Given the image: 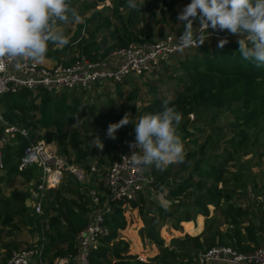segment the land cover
<instances>
[{
  "label": "trees",
  "instance_id": "16d2710c",
  "mask_svg": "<svg viewBox=\"0 0 264 264\" xmlns=\"http://www.w3.org/2000/svg\"><path fill=\"white\" fill-rule=\"evenodd\" d=\"M139 1L149 6L150 0H137V3ZM98 2L70 0V6L86 3L84 11L87 13L93 11ZM111 2L110 16L103 17L96 10L91 13L89 20L97 26L91 39L79 43L78 52L82 57L92 61L103 60L116 49L126 48L139 40L124 27L121 20L122 12L128 9L127 0ZM110 18L122 27L113 25ZM83 29V25L77 27L75 38L80 36ZM101 31L108 34L98 42L96 37ZM150 34L143 38V42H149ZM240 40L228 42L223 48L217 47L218 42L214 40L209 44L205 41L199 48L175 55L174 59L178 62L172 68L177 85L174 96L169 99L155 97L151 104L139 111V89L130 91L124 98L128 105L112 103L109 93L106 105L100 107L84 100L86 91H81L79 96L62 93L52 97L43 91L33 93L23 90L0 98V115L5 123L28 130L30 142L42 140L46 144H55L58 155L68 164L88 169L85 164L96 151V147L89 143L92 135H102L101 144L107 155L113 157L117 145L135 135L134 126L139 118L146 113L162 111V106L167 102L182 114L183 143L188 138L185 143L196 149L185 152L183 163H172L162 166L160 172H152L155 190L165 185L172 172L176 178L175 186L167 191L168 207L164 208L158 202L147 203L140 195V204L136 200L129 203L131 209H138L146 217L145 235L158 250L155 264H193L197 252L216 245L249 253L264 246V205L254 206L256 213L253 217L248 209L234 201L233 191L236 193L239 187L231 185L226 174L228 167L235 166L242 153L258 143L261 140L259 137L264 135V65L256 66L241 58ZM71 45L69 42L59 49L51 43L45 60L52 65L59 64L60 55ZM170 63L167 62L166 66H172ZM113 91L119 95L120 85H116ZM126 114L131 123L118 129L115 139L109 138L106 134L108 125L117 123ZM224 114L231 122L221 128L216 127V135L208 134L200 143L203 128L209 130ZM190 116L194 117L193 121H190ZM82 119L85 124L81 128L84 129L68 130L71 124ZM187 126L191 128V134ZM27 142L18 137L13 145L5 147V173L1 179L6 184L4 186L10 187V176L20 177L33 186L38 183L35 167L21 172L17 168ZM114 161L113 158L112 163ZM66 176L73 185L66 184L63 179L57 188L48 190L42 204V215H36V222L39 220L40 230L44 231L42 261L46 264H53L57 258L76 253V235L86 226L91 214L89 191L103 193L101 185L95 181L81 184L73 176ZM235 181L239 182L237 178ZM2 189L0 183V226L18 229V225H13V220L19 217L21 222H26L29 194L13 190L9 197H3ZM146 203L148 207L145 209ZM123 204H112V213L107 214L105 220L109 235L90 252L89 264H142L128 254V245L118 240V232L125 228ZM209 207L222 214L223 225L226 226L224 231L214 228V217L210 216ZM197 216L204 219L205 238L185 235L182 239L173 240L171 247L165 246L158 233L161 225L170 223V228L177 231L181 224L186 232H191L193 226L187 222L194 221ZM198 221L200 228L201 218ZM10 255V248H7L2 264Z\"/></svg>",
  "mask_w": 264,
  "mask_h": 264
},
{
  "label": "built area",
  "instance_id": "2783aa9c",
  "mask_svg": "<svg viewBox=\"0 0 264 264\" xmlns=\"http://www.w3.org/2000/svg\"><path fill=\"white\" fill-rule=\"evenodd\" d=\"M180 35L171 34L156 42L131 44L126 48L116 49L99 61L81 57L70 63L46 66L27 57L5 60L6 66L0 70V98L23 90L33 93L43 91L55 97L62 93L87 91L103 84L121 85L130 76L151 75L175 55L194 49L178 51L176 42ZM18 137L28 141L18 163V171L28 167L39 170L38 183L33 186L28 197L35 215H42L45 194L48 190L57 188L66 175L73 176L81 184L95 181L101 185L102 194L96 190L89 191L91 214L86 226L76 235V253L57 258L53 263L89 264L90 252L109 235L105 220L106 215L112 213V204H129L140 192L152 186V165L133 164L131 155L139 150L130 149L128 144L134 142L135 135L123 139L117 145L115 161L103 171L95 165H89L85 169L68 164L58 155L53 144H46L42 140L30 142L28 130L5 123L0 115V181L5 173V147L13 145L12 142ZM44 246V231L41 230L34 244L12 252L4 264H46L42 261ZM193 264H264V246L249 253H241L226 245H216L197 252Z\"/></svg>",
  "mask_w": 264,
  "mask_h": 264
},
{
  "label": "rangeland",
  "instance_id": "374dc122",
  "mask_svg": "<svg viewBox=\"0 0 264 264\" xmlns=\"http://www.w3.org/2000/svg\"><path fill=\"white\" fill-rule=\"evenodd\" d=\"M98 4L93 11H100L101 16L106 17L111 15L112 8V0H98ZM190 2V0H150L149 6L146 7L143 1L138 2V9L130 11H123L121 14V20L131 32L133 36H138L139 40H135L133 44L142 43L143 38L150 34L149 42H156L164 37H167L171 34H182L184 31V22L178 21L177 16L182 12V9ZM87 4L78 3L75 5H71L70 8L74 9L79 16L81 17L80 22L78 23H63L57 22L56 30L62 31L69 42L72 43L71 48L65 51L62 55H60V62L70 63L75 59L81 58V54L78 52L79 43L84 40L91 39V34L94 32L97 24L90 22L89 18L93 11L85 12L84 8ZM111 19V18H110ZM99 22L98 24H100ZM111 23L113 25L121 26L120 23L115 21V19H111ZM79 25H83L84 29L81 31L80 36L75 38L74 33ZM199 28V23L195 22L193 24V31H197ZM209 34L207 32L204 33L205 41L209 44L210 41L219 42L221 39H227L228 42L238 41L240 39L246 42V36L243 34H230L227 30L224 31H213L209 29ZM108 33L106 31H101L96 40L99 42L105 35ZM51 45V43L49 44ZM61 49V47H58ZM183 55V54H181ZM174 57L171 58L169 62L172 66L167 67L166 64L162 65L160 69L154 72L152 75H140V76H130L126 78L124 82L120 85V94L119 96L115 91H113L116 85L112 84H103L91 87L86 91L84 95V100H89L94 103L98 107L102 105H106L108 97L107 94L110 95V99L112 103L116 105H126L127 102L124 99L130 91L139 89V107L138 111L143 107L151 104L152 100L157 98H172L174 96L175 89H177V85L175 84V79L173 77L172 68L173 65L177 64V60H173ZM43 63L44 62H39ZM49 63V62H48ZM45 63V64H48ZM50 64V63H49ZM172 77V78H171ZM156 91V92H155ZM80 92L71 93L72 96H79ZM69 93V95L71 96ZM99 99V100H98ZM128 105V104H127ZM85 119V118H84ZM75 122L68 127L69 131H79L85 122L83 120ZM190 121H193L194 117H189ZM231 120L227 114H224L220 117L219 121L216 122L209 130L203 128V138H200V143L203 142V139L208 134L216 135V127H222L225 124L230 123ZM187 131L189 134L192 133V130L189 126ZM83 133V131H82ZM177 134L179 135L181 141L184 140L185 133L182 132L181 123L177 127ZM90 137V135H88ZM259 138L261 140L251 146L247 152L242 153V156L235 162V166L228 167V173L226 174V178L231 181V185H238L236 193L233 191V199L235 202L238 201L239 205H242L243 208L248 209V212L255 216L256 210L254 208L255 205H264V135H261ZM188 138H186L185 142ZM102 135L99 134L92 135V140L89 141L91 145L96 147V151L93 152L91 157L87 160L86 166L95 165L97 168L105 170L112 164V159H115V152L113 157L108 156L105 147L101 144ZM184 144V151H192L196 148ZM14 144V141L12 142ZM11 143V144H12ZM54 148L57 146L54 144ZM116 151V150H115ZM216 152V151H215ZM162 166L157 168L152 165L153 171H161ZM84 167V166H83ZM86 169V167H84ZM34 171L36 174H39V170L35 167ZM67 177V176H66ZM65 179L66 184L73 185L70 179ZM8 183L9 186H4V180L0 181L2 183V196L9 197L13 190L22 191L28 194L32 193L33 185L25 183V180L17 177L10 176ZM235 178L239 180V182L235 181ZM176 184V178L173 176V172L169 175L165 185L160 187L158 190H155L153 186H150L140 192L136 201L139 202V197L142 196L145 202H158L164 208L168 207L169 203L166 200L167 191L174 187ZM140 195V196H139ZM145 204L148 207V204ZM26 222L22 221L19 217H15L13 220V225L16 224L19 226L18 229H15L13 226H0V264H2L3 259L7 253V248H10V252H14L23 248H27L34 244V242L38 239V236L41 234V230L38 223L36 222V215L32 213L31 204L29 201L26 202ZM124 209V219H125V228L118 232V240L126 243L128 245V254L135 257L136 261L142 264H155V258L158 255V250L156 246L146 237L144 231V223L146 217L141 215L138 209H131L130 204H123ZM210 216L214 218V225L216 229L220 231H224L226 226L223 225V218L221 213H216L213 211L212 207H209ZM198 218H201V227L199 228ZM47 222L46 220L44 221ZM193 224V230L191 232H186L182 225H179V229L173 230L170 228V223H165L161 225L159 228V237L162 241H164L166 247H171L173 240L182 239L185 235H189L190 237L200 236L201 238H205L207 233L205 232L204 219L201 216H197L194 221L190 222ZM143 260V262H140Z\"/></svg>",
  "mask_w": 264,
  "mask_h": 264
},
{
  "label": "clouds",
  "instance_id": "9594fccd",
  "mask_svg": "<svg viewBox=\"0 0 264 264\" xmlns=\"http://www.w3.org/2000/svg\"><path fill=\"white\" fill-rule=\"evenodd\" d=\"M129 9L137 10V0H127ZM81 17L72 8L70 0H0V70L5 60L30 58L43 62L50 43L58 47L69 44L62 31L56 30L57 22L78 23ZM183 21L184 31L179 36L178 51L199 48L205 42L204 33L227 30L230 34H243L239 53L243 60L264 65V0H190L177 16ZM199 23L197 31L193 24ZM227 39L219 40L223 48ZM182 114L166 102L162 111L142 115L134 126L135 139L130 149L134 165L157 168L161 165L183 163L184 144L177 134ZM131 121L126 114L117 123L109 124L106 134L115 139L118 129Z\"/></svg>",
  "mask_w": 264,
  "mask_h": 264
},
{
  "label": "crops",
  "instance_id": "0c3cea01",
  "mask_svg": "<svg viewBox=\"0 0 264 264\" xmlns=\"http://www.w3.org/2000/svg\"><path fill=\"white\" fill-rule=\"evenodd\" d=\"M43 62H44V64H43V63H38V62H37V63H38V64H42V65H46V66H50V65H52V63H50V61H48V60H44ZM48 62H49L50 64H49ZM45 63H48V64H45ZM187 223H190V222H187ZM191 225L193 226V224H191Z\"/></svg>",
  "mask_w": 264,
  "mask_h": 264
},
{
  "label": "water",
  "instance_id": "95a60500",
  "mask_svg": "<svg viewBox=\"0 0 264 264\" xmlns=\"http://www.w3.org/2000/svg\"><path fill=\"white\" fill-rule=\"evenodd\" d=\"M137 107H139V99L137 100Z\"/></svg>",
  "mask_w": 264,
  "mask_h": 264
}]
</instances>
